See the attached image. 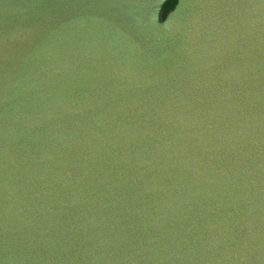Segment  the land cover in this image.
I'll list each match as a JSON object with an SVG mask.
<instances>
[{
	"label": "water",
	"instance_id": "95a60500",
	"mask_svg": "<svg viewBox=\"0 0 264 264\" xmlns=\"http://www.w3.org/2000/svg\"><path fill=\"white\" fill-rule=\"evenodd\" d=\"M169 1L0 0V264H264V0Z\"/></svg>",
	"mask_w": 264,
	"mask_h": 264
},
{
	"label": "bare ground",
	"instance_id": "6f19581e",
	"mask_svg": "<svg viewBox=\"0 0 264 264\" xmlns=\"http://www.w3.org/2000/svg\"><path fill=\"white\" fill-rule=\"evenodd\" d=\"M217 2H218V1H217ZM241 50H243V54L237 56L238 59H240V61L243 60V58H244V54H245V51H246L244 48H242ZM236 71H237V66L234 65L233 72L236 73Z\"/></svg>",
	"mask_w": 264,
	"mask_h": 264
},
{
	"label": "trees",
	"instance_id": "16d2710c",
	"mask_svg": "<svg viewBox=\"0 0 264 264\" xmlns=\"http://www.w3.org/2000/svg\"><path fill=\"white\" fill-rule=\"evenodd\" d=\"M173 1H174V0H170V1L165 5V7H166V8L169 7V6L173 3Z\"/></svg>",
	"mask_w": 264,
	"mask_h": 264
}]
</instances>
